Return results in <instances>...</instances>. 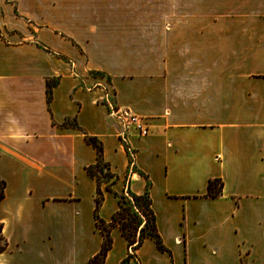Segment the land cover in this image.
Instances as JSON below:
<instances>
[{
  "label": "crops",
  "instance_id": "1",
  "mask_svg": "<svg viewBox=\"0 0 264 264\" xmlns=\"http://www.w3.org/2000/svg\"><path fill=\"white\" fill-rule=\"evenodd\" d=\"M121 108L148 130H128L131 161ZM85 135L114 174L104 222L148 190L166 250L145 238L126 264H264V0H0V264L99 252Z\"/></svg>",
  "mask_w": 264,
  "mask_h": 264
},
{
  "label": "trees",
  "instance_id": "2",
  "mask_svg": "<svg viewBox=\"0 0 264 264\" xmlns=\"http://www.w3.org/2000/svg\"><path fill=\"white\" fill-rule=\"evenodd\" d=\"M55 84V81H48L46 88L47 99L51 98V88ZM70 124L69 121H65L64 125ZM78 127L76 123L70 124ZM85 140L90 144L97 153L96 162L86 167L87 173L93 177L98 184L97 192L94 198V216L96 225L100 229L103 240L101 248L97 254L91 257L88 264H103V260L107 251L112 245V239L110 236V229L112 227H118L122 235L127 239L128 245L131 248L132 253L122 261L121 264H126L129 259L134 256V250L138 248L145 238H151L155 241L156 247L165 251L166 247L163 245L160 235L157 231L155 216L151 208V200L146 190L141 195L130 194V197L125 195H119V209L112 215L110 222H104L98 215V210L103 200V192L100 187V183L104 180L110 181L114 178V174L110 170V165L103 158V146L102 142L95 136L85 135ZM126 151L131 161V154L126 146ZM222 182L219 178L209 179L207 183V196L217 197L221 193ZM110 189V187H107ZM3 192L0 191V198H2ZM141 214L145 217L143 225H141Z\"/></svg>",
  "mask_w": 264,
  "mask_h": 264
},
{
  "label": "built area",
  "instance_id": "3",
  "mask_svg": "<svg viewBox=\"0 0 264 264\" xmlns=\"http://www.w3.org/2000/svg\"><path fill=\"white\" fill-rule=\"evenodd\" d=\"M110 115H112L119 123V126H120L119 138L121 142L123 143V145L125 146V148L128 145L127 144V137H128L127 132L131 128L135 129L140 136H144L147 134V131H148L147 125L144 122L143 118L141 116L133 114L130 110L121 108L114 112H111ZM130 253H132V251H130Z\"/></svg>",
  "mask_w": 264,
  "mask_h": 264
},
{
  "label": "rangeland",
  "instance_id": "4",
  "mask_svg": "<svg viewBox=\"0 0 264 264\" xmlns=\"http://www.w3.org/2000/svg\"><path fill=\"white\" fill-rule=\"evenodd\" d=\"M110 114H111V112H110ZM110 114H109V115H110ZM110 116H112V115H110ZM112 117H113V116H112ZM144 221H145V217L141 214V225H143Z\"/></svg>",
  "mask_w": 264,
  "mask_h": 264
}]
</instances>
